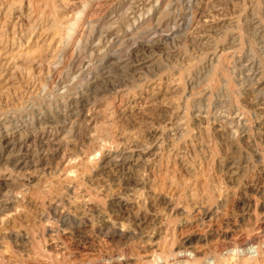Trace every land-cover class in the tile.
Segmentation results:
<instances>
[{
	"label": "rangeland",
	"instance_id": "374dc122",
	"mask_svg": "<svg viewBox=\"0 0 264 264\" xmlns=\"http://www.w3.org/2000/svg\"><path fill=\"white\" fill-rule=\"evenodd\" d=\"M6 1L0 264H264V0Z\"/></svg>",
	"mask_w": 264,
	"mask_h": 264
},
{
	"label": "bare ground",
	"instance_id": "6f19581e",
	"mask_svg": "<svg viewBox=\"0 0 264 264\" xmlns=\"http://www.w3.org/2000/svg\"><path fill=\"white\" fill-rule=\"evenodd\" d=\"M2 1H4V0H2ZM6 1V0H5ZM52 0H28V2H29V4H30V8L32 9L33 7H37V6H40V8H41V6L42 7H48L51 3H53V1L51 2ZM136 1V0H135ZM140 1V0H139ZM153 1L154 0H147V2H152L153 3ZM158 1H160V0H158ZM182 1H184V0H172L171 1V3H170V5L169 6H167L168 7V11H167V13H166V18H168V19H165V18H163V17H160V19H158L159 21H158V25L156 26V28H154L153 30H148V33H152V35L153 36H155V37H157V36H159V34L160 33H162L163 32V30L162 29H166L167 30V28H168V30H169V28H170V26L171 25H173L174 27L171 29V31H170V33H172V31H173V29L174 28H177V25H178V23H179V18L182 20V18L178 15L179 13V7H178V3H181ZM186 1H188V3H189V5L190 6H192L191 5V3H193L195 0H186ZM0 2H1V0H0ZM7 2V1H6ZM62 2V1H61ZM133 2V1H132ZM132 2H131V4H132ZM137 2V1H136ZM142 2V1H141ZM146 2V3H147ZM13 3V2H12ZM126 3V2H125ZM143 3V2H142ZM150 4V3H149ZM186 4V3H185ZM2 5V4H1ZM5 5V4H4ZM57 5V4H56ZM188 5V4H187ZM134 6V5H133ZM137 6V5H136ZM139 6V5H138ZM141 6H143V7H146L145 5H142L141 4ZM3 7V6H2ZM131 7V6H130ZM129 7V8H130ZM85 8V7H84ZM135 8H137V7H135ZM134 7H133V9H135ZM2 9V8H1ZM39 9V8H38ZM42 9H44V8H42ZM53 9H55V8H53ZM167 9V8H166ZM46 10V9H45ZM128 10V9H127ZM31 11V10H30ZM40 11H41V9H40ZM151 11H153V10H151ZM83 12V11H82ZM181 12V11H180ZM41 13V12H40ZM44 13V12H43ZM43 13H41V14H43ZM151 13V12H150ZM29 14V13H28ZM41 14H40V16H41ZM124 16H126V15H124ZM30 17V16H29ZM120 17V16H119ZM123 17V16H122ZM31 19V18H30ZM146 19V18H145ZM184 19V18H183ZM117 20V19H116ZM122 20V19H121ZM128 21V20H127ZM36 22V21H35ZM116 22H118V21H116ZM124 22H126V21H124ZM182 22H183V20H182ZM115 23V22H114ZM180 24V23H179ZM31 25V24H30ZM34 25V24H33ZM181 26V25H180ZM34 27V26H33ZM95 27H96V25H95ZM130 27V26H129ZM134 27V26H133ZM154 27V26H153ZM153 27H151V29L153 28ZM30 28H32V27H30ZM98 28V27H97ZM113 28V27H112ZM89 29H90V31L89 32H91V30L93 29V25H92V27H89ZM127 29V28H126ZM147 29H148V27H147ZM100 29L98 28V31H99ZM131 30V29H130ZM165 30V31H166ZM176 30V29H175ZM128 31H129V29H128ZM128 31H126V32H128ZM261 31V30H260ZM94 32H96L95 31V29H94ZM131 32V31H130ZM99 33H101L100 31H99ZM98 33V34H99ZM133 33V32H132ZM138 33V32H137ZM144 33H146V32H144ZM144 33H142V34H144ZM164 33V32H163ZM162 33V34H163ZM166 33V32H165ZM164 33V34H165ZM102 34H103V32H102ZM108 34V33H107ZM89 35V34H88ZM91 35V34H90ZM89 35V36H90ZM100 35V34H99ZM138 35V34H137ZM145 35V34H144ZM168 35H171V34H168ZM100 36H102V35H100ZM104 36V35H103ZM131 36V35H130ZM139 36V35H138ZM146 36V35H145ZM161 36V35H160ZM165 36V35H164ZM91 37H92V35H91ZM105 37V36H104ZM143 37V36H142ZM168 38H169V36H167ZM167 37H166V39H167ZM101 38V37H100ZM100 38H99V40H100ZM109 38V37H108ZM108 38H105L106 40H108ZM133 38V37H132ZM137 38V37H136ZM147 38H149V37H147ZM153 38V37H152ZM161 38V37H160ZM93 39L94 38H92L91 39V41H90V44L92 45L93 44ZM97 39V38H96ZM104 39V40H105ZM129 40L131 39V38H128ZM128 39H125L124 41H126V40H128ZM135 39V38H134ZM133 39V40H134ZM88 40H89V38H88ZM95 40V39H94ZM98 40V39H97ZM102 40V39H101ZM105 40V41H106ZM110 40V39H109ZM132 40V39H131ZM143 40V39H142ZM86 41V40H85ZM112 41V40H111ZM152 42H154L153 41V39L151 40ZM156 41V40H155ZM95 42V41H94ZM97 42V41H96ZM102 42V41H101ZM110 42V41H109ZM123 42V41H122ZM121 42V43H122ZM134 42V41H133ZM149 42V41H148ZM161 42V41H160ZM85 43V45H86V42H84ZM87 43H88V41H87ZM98 43V42H97ZM115 43V42H114ZM127 43H129L128 41H127ZM147 43V42H146ZM78 44H79V42H78ZM108 44V43H107ZM124 45L126 44V43H123ZM136 44V43H135ZM155 44V43H154ZM80 45V44H79ZM94 45H96L95 43H94ZM102 45V44H101ZM124 45H121V46H124ZM133 46H134V44H132ZM150 45V44H149ZM149 45H148V47H149ZM152 45V44H151ZM81 46V45H80ZM93 46V45H92ZM139 45H137L136 47H138ZM142 46V45H141ZM145 46V45H144ZM86 47H87V45H86ZM100 47H102V46H100ZM124 47H126V45L124 46ZM131 47V46H130ZM135 47V46H134ZM152 47V46H151ZM93 48V47H92ZM142 48H143V46H142ZM86 49V48H85ZM120 49V48H119ZM125 49V48H124ZM129 49V48H128ZM139 49V48H138ZM137 49V50H138ZM151 49V48H150ZM87 50V49H86ZM98 50V49H97ZM102 50V49H101ZM122 50V49H121ZM124 51V50H123ZM127 51H132V54H133V52H135L136 50H127ZM139 51H141V53H147L148 52V50H146V48H144L143 50H139ZM251 51V50H250ZM92 54V53H91ZM108 54V53H107ZM93 55V54H92ZM98 55V54H97ZM124 55V54H123ZM126 55V54H125ZM138 55V54H137ZM91 57V56H90ZM99 57V56H98ZM131 57V56H130ZM128 58V57H127ZM94 60H96V59H94ZM120 60H121V58H120ZM125 60V59H124ZM127 60V59H126ZM144 60V59H143ZM117 61H118V59H117ZM95 62H98V60H96V61H91V62H86L85 64H84V66L82 67V70L79 72V75H78V77L77 78H84V79H87V78H89L92 74H93V72L90 70V68L92 69V64H94ZM116 62V61H115ZM126 62V61H125ZM125 62H123V64H125ZM83 63V62H82ZM130 62L129 61H127L126 62V64L125 65H127L128 66V64H129ZM81 64V63H80ZM114 64H116V63H114ZM118 64H119V61H118ZM122 64V63H121ZM131 64V63H130ZM129 64V65H130ZM83 65V64H82ZM81 65V66H82ZM71 66V65H70ZM79 67V66H78ZM113 67V66H112ZM122 68V67H121ZM124 68V67H123ZM126 68V67H125ZM70 69V68H69ZM123 70V69H122ZM95 71V70H94ZM100 72V71H99ZM107 72V71H106ZM111 74V73H110ZM77 75V74H76ZM103 75V74H102ZM108 75V74H107ZM69 77V76H68ZM75 77V78H76ZM111 77V76H110ZM74 78V79H75ZM55 98V97H54ZM60 98H61V96H60ZM57 99V98H56ZM55 99V100H56ZM60 101V100H59ZM60 105V104H59ZM76 105V104H75ZM8 192V191H7ZM198 193H197V191H196V193H194V195H193V197L194 196H196ZM154 197V196H153ZM152 197V198H153ZM151 199V198H150ZM152 201V205H153V203L154 204H156V202H157V199L154 197V199H152L151 200ZM198 203V204H197ZM196 204L197 205H199V202H197ZM159 204V203H158ZM157 206V205H156ZM156 206H154V207H156ZM204 209V208H203ZM206 210V209H205ZM137 213V212H136ZM202 213H203V215L205 216V215H207V210H206V212L204 211H202ZM139 214V213H138ZM145 214H147V212L145 213ZM149 214H150V212H149ZM137 215V214H136ZM142 215V214H141ZM138 216V215H137ZM137 216H135L136 217V219H135V222L136 221H139L138 222V224H135V226L137 227L136 228V230L137 231H142V234H144L145 235V237H147V238H150V239H152L153 237H150V233L147 231V227H144V225L146 224V222H149V219L147 218V216H143L144 217V220H146L145 221V223H143L144 225H141V221H140V219H139V217L137 218ZM142 218V217H141ZM154 221V220H153ZM74 222V221H73ZM137 223V222H136ZM153 232H154V230H152ZM157 231V230H156ZM139 233H141V232H139ZM149 234V235H148ZM153 235H158V232H154V234ZM144 237V236H143ZM142 237V238H143ZM255 242L253 241V240H247V244L248 245H253ZM189 252V251H188ZM238 252V251H237ZM186 253V252H185ZM238 254V253H237ZM234 257V256H233ZM233 257H232V259H233ZM125 258V257H124ZM186 259H185V261H186V264H194L193 263V261L189 258V257H185ZM253 257H248V259H252ZM234 260V259H233ZM195 261V260H194Z\"/></svg>",
	"mask_w": 264,
	"mask_h": 264
}]
</instances>
